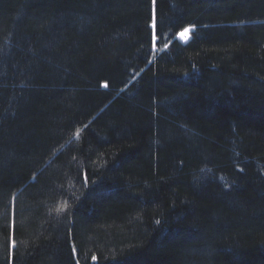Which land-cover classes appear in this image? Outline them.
I'll list each match as a JSON object with an SVG mask.
<instances>
[{"label":"trees","instance_id":"1","mask_svg":"<svg viewBox=\"0 0 264 264\" xmlns=\"http://www.w3.org/2000/svg\"><path fill=\"white\" fill-rule=\"evenodd\" d=\"M0 264H264V0H0Z\"/></svg>","mask_w":264,"mask_h":264},{"label":"rangeland","instance_id":"2","mask_svg":"<svg viewBox=\"0 0 264 264\" xmlns=\"http://www.w3.org/2000/svg\"><path fill=\"white\" fill-rule=\"evenodd\" d=\"M189 33H190V29H188L186 32H184V33H182L181 35H180V37L182 38V36H183V40L184 41H186V40H188V35H189Z\"/></svg>","mask_w":264,"mask_h":264},{"label":"snow or ice","instance_id":"3","mask_svg":"<svg viewBox=\"0 0 264 264\" xmlns=\"http://www.w3.org/2000/svg\"><path fill=\"white\" fill-rule=\"evenodd\" d=\"M182 38H183V36H182ZM105 87H107V85H105Z\"/></svg>","mask_w":264,"mask_h":264}]
</instances>
